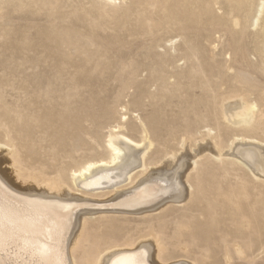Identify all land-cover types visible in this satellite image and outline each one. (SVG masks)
Here are the masks:
<instances>
[{
  "label": "bare ground",
  "instance_id": "1",
  "mask_svg": "<svg viewBox=\"0 0 264 264\" xmlns=\"http://www.w3.org/2000/svg\"><path fill=\"white\" fill-rule=\"evenodd\" d=\"M92 1L108 15L121 0ZM168 2L187 7L186 34L164 29V51L135 74L148 83L102 108L106 79L82 63L92 50L79 39L61 50L0 36L10 42L0 51V207L30 246L54 243L63 264H264V85L248 71L264 76V0ZM107 202L118 209L96 206ZM161 202L182 204L154 215ZM128 213L144 220L133 226Z\"/></svg>",
  "mask_w": 264,
  "mask_h": 264
},
{
  "label": "rangeland",
  "instance_id": "2",
  "mask_svg": "<svg viewBox=\"0 0 264 264\" xmlns=\"http://www.w3.org/2000/svg\"><path fill=\"white\" fill-rule=\"evenodd\" d=\"M158 1L159 3L155 4L152 0H121L117 2L116 10L111 9L108 11V15H105L102 8L95 5L92 0H66L62 6L56 0H0V36L4 35L10 41L23 37L42 38L45 40V44L61 50L68 47L73 48L79 39V50H92L93 53L82 55L80 57L82 63H98L100 66L95 74H103L106 79L103 91L97 94L98 100H104L99 103V107L102 108L108 100L114 101L116 104L119 91L124 96L128 95L127 101L131 100L134 93L139 94V86L148 83L150 80L148 73H143L140 77L135 74L139 75L142 70L139 63L145 64L151 56L160 55L164 51V48H156L160 41L167 36L166 33H163L164 29L171 30L170 36L186 34L178 28L180 23L184 27L188 26L187 7L182 6L183 2L176 3V6L174 4L175 8L162 9V0ZM170 1L172 0H169L167 4H170ZM61 7L64 8L65 17L72 15L66 19V23L62 22L63 14L58 12ZM152 13L160 14L162 22L160 23L158 17H156L157 22L155 23L147 21ZM188 33L191 34L189 31ZM88 35L93 36L92 39H87ZM221 35L225 37L226 44L231 42L229 33H221ZM177 39L175 46L178 48L182 43V38ZM9 45V40L4 43L0 42V51ZM163 46L166 47L164 43ZM179 53L178 50L173 52V55L177 56ZM221 58L218 57V59ZM236 61H238L235 63L237 71L246 70L241 66L243 63L241 54L236 56ZM248 71L257 77L260 85H264L263 75L254 74L255 70L251 66ZM85 74L86 72L82 75L85 76ZM133 84L134 89L129 90L130 85L133 86ZM121 99L123 100V98ZM151 110L152 108L149 107L145 114ZM130 116L133 115L130 114ZM168 132V129L164 128L163 139L167 137ZM0 157L8 159L9 156L5 150L3 152L0 150ZM7 167L6 164L2 166L3 169ZM116 203L118 202H107L96 204V206L108 211V209H118L113 206ZM164 204L161 202L155 207L156 209L154 208V215L169 209L177 210L181 208L182 203H168L166 206H169L166 209ZM159 206L164 207L160 208ZM81 210L84 209H79L78 214L82 212ZM134 213L122 215L121 220L130 221L133 226L144 220V215L136 216L137 213ZM77 220L78 216L75 218V225H78ZM77 229L76 226L73 232H77ZM70 237L71 235L67 238V242H70ZM183 259L180 260L183 261V264L193 263L189 258ZM236 262V264H248L243 261ZM256 264H262V262L258 261Z\"/></svg>",
  "mask_w": 264,
  "mask_h": 264
},
{
  "label": "snow or ice",
  "instance_id": "3",
  "mask_svg": "<svg viewBox=\"0 0 264 264\" xmlns=\"http://www.w3.org/2000/svg\"><path fill=\"white\" fill-rule=\"evenodd\" d=\"M6 232L10 235L6 238ZM17 222L12 218H5V209L0 207V257H18L21 254H28L32 257L30 261L14 260L8 264H63V261L54 259L59 254L54 243L37 244L30 246L27 240L16 234ZM0 264H5L0 260Z\"/></svg>",
  "mask_w": 264,
  "mask_h": 264
}]
</instances>
